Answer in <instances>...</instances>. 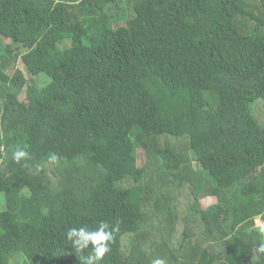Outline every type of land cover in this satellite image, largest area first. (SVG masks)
<instances>
[{"label":"trees","instance_id":"trees-1","mask_svg":"<svg viewBox=\"0 0 264 264\" xmlns=\"http://www.w3.org/2000/svg\"><path fill=\"white\" fill-rule=\"evenodd\" d=\"M258 106L264 0H0V264H191L187 233L139 241L149 178L188 164L145 147L164 136L189 141L193 200H217L196 213L218 246L199 263L264 264ZM104 224L90 261L67 232Z\"/></svg>","mask_w":264,"mask_h":264},{"label":"rangeland","instance_id":"rangeland-1","mask_svg":"<svg viewBox=\"0 0 264 264\" xmlns=\"http://www.w3.org/2000/svg\"><path fill=\"white\" fill-rule=\"evenodd\" d=\"M243 6L247 8L245 4H243ZM25 100L26 99L23 101ZM256 108L257 117L260 120H263L264 112L261 106ZM186 139L187 137L176 139L169 136L155 137L150 140V142L148 141L145 145L146 148L166 146L175 151H180L183 153L185 158L188 159V164L181 170V173H178L177 175L172 173L170 175L163 174L155 181L152 177L149 178L148 186L154 193L148 194L145 198V209H147L146 220L144 223V229L140 232L139 241L146 243L148 240L155 238V235L158 233H160L159 235L162 233L170 234V230H173L175 235L173 237V241L177 242L183 236L185 237V233H187V252H190L192 248L196 250V252L193 251L190 255L191 264H200L199 255L201 254V251L203 249H208L209 251L216 253L218 246L216 244L209 243L204 239L201 233L202 223L197 218L196 213L200 209H206L212 204H215L217 200L215 197H207L198 202L193 200L191 190L193 185L196 183L192 180L191 172L197 169V163L195 160L191 159V157L194 156V153L190 149V145L188 146L189 141L187 142ZM142 148L138 149L136 155L139 162L147 164V157L144 148ZM156 186H158L157 189L155 188ZM149 188H147L148 191L150 190ZM3 198L4 197L1 195V199ZM156 207H158V209L161 208L159 209L161 214L164 212L168 213V216L166 217L164 223L160 225L158 231H155L154 229L155 226L153 224V218L149 212L152 208ZM191 208H193V210H191ZM185 218H187L186 221ZM256 223L258 226H262L264 230V221L261 218L256 219ZM168 238L170 237L166 236V239L170 241ZM166 262L170 264L169 256Z\"/></svg>","mask_w":264,"mask_h":264},{"label":"clouds","instance_id":"clouds-1","mask_svg":"<svg viewBox=\"0 0 264 264\" xmlns=\"http://www.w3.org/2000/svg\"><path fill=\"white\" fill-rule=\"evenodd\" d=\"M25 153L23 152H18L15 154V158L19 160L20 157H23ZM55 159V157H52ZM1 165V161H0ZM257 227L258 224L256 223ZM260 226V225H259ZM107 227L106 224L102 225L101 230L97 232H86L83 228H81L79 231L77 229L72 228L69 229L67 232V236L69 240L73 241V237H79L78 240L73 241L74 245L80 244V241L83 240L85 242L91 241L93 245V253L90 254V261L95 260V261H100L104 256L105 253L110 251L109 247V241L112 239V233H106L103 231V228ZM262 227V226H261ZM85 245H81L77 250L83 249ZM260 251L264 252V245H261ZM153 264H165V261L163 259H156L153 261Z\"/></svg>","mask_w":264,"mask_h":264}]
</instances>
